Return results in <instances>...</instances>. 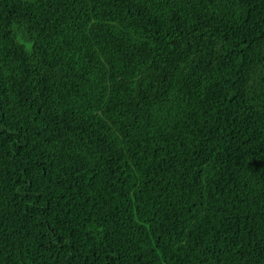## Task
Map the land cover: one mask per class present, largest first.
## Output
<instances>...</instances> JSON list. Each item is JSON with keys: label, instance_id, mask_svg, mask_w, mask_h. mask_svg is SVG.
Listing matches in <instances>:
<instances>
[{"label": "trees", "instance_id": "trees-1", "mask_svg": "<svg viewBox=\"0 0 264 264\" xmlns=\"http://www.w3.org/2000/svg\"><path fill=\"white\" fill-rule=\"evenodd\" d=\"M0 264H264V0H0Z\"/></svg>", "mask_w": 264, "mask_h": 264}]
</instances>
